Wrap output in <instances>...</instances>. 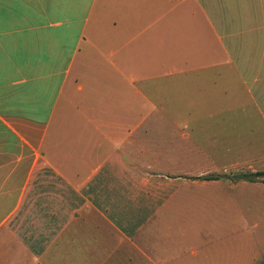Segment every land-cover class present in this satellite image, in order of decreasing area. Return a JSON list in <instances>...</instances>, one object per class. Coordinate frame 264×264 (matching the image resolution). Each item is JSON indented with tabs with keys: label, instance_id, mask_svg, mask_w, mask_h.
<instances>
[{
	"label": "crops",
	"instance_id": "crops-1",
	"mask_svg": "<svg viewBox=\"0 0 264 264\" xmlns=\"http://www.w3.org/2000/svg\"><path fill=\"white\" fill-rule=\"evenodd\" d=\"M237 172H264V0H0V264H264ZM224 197L248 258L204 238Z\"/></svg>",
	"mask_w": 264,
	"mask_h": 264
},
{
	"label": "rangeland",
	"instance_id": "rangeland-1",
	"mask_svg": "<svg viewBox=\"0 0 264 264\" xmlns=\"http://www.w3.org/2000/svg\"><path fill=\"white\" fill-rule=\"evenodd\" d=\"M226 172L227 173H225V175H227V176L232 175V174H230V173H232V170H227ZM247 175H249V174L248 173H243V172H240V173L237 172V173L233 174L231 181H236L237 179L243 180V179L240 178V176L242 177V176H247ZM248 200L249 199H247V198H243V200H242L243 207L240 206V210L244 209L245 207L247 208V201ZM223 203H224V208H223L224 212H223V216H222V222H220L221 216L216 217L215 220H214V221H216L215 224H217L218 227H219L218 229H221V231H219V230L218 231H210V229H209L207 231V233H203L205 235L204 238L207 240L208 244L209 243H213V242L218 241V240H223V243H224V245H223V247H224V256H222V258H223L224 261H231L233 258L237 257L238 254H240L239 257L241 256V257H244V258H248L249 252L251 250L248 249L247 246H248V242L249 241L251 242V240H248L249 232H248L246 227L249 226V222H248V220L245 219V217H243V216L240 217L239 216V218H240L239 219V228H240L239 236L238 237L235 236L233 238V235H232V232H231V227H230L231 226L230 225L231 224V217H229L227 215L228 214L227 208L230 209L231 207H233V210H234V209H236V207L228 205L226 203V198L225 197H224ZM218 206L220 207L221 204H219ZM209 210H213V209H211L209 207ZM206 213H207L206 215H203L202 223H203V225L204 224L208 225L209 228H210V225H213V224H211V221H213L211 218H214V215H209L208 214V209H207ZM260 232H261V234H260ZM263 233H264L263 231H257L256 232V236L257 237L254 240H255V242L257 244V247H262L263 246V245H261L263 243ZM235 240L238 241V244H240L241 248L242 247H246L245 250H242L244 252L241 251L240 253H236L235 254L234 252L237 249L234 248V250H233L232 248H230V246L232 247V245H231L232 242H236ZM243 242H246V244H243ZM251 247H253L254 250L258 253V255H260L259 254L260 251L258 249H255L254 246H251ZM250 254H252V253L250 252Z\"/></svg>",
	"mask_w": 264,
	"mask_h": 264
},
{
	"label": "trees",
	"instance_id": "trees-1",
	"mask_svg": "<svg viewBox=\"0 0 264 264\" xmlns=\"http://www.w3.org/2000/svg\"><path fill=\"white\" fill-rule=\"evenodd\" d=\"M256 177H264V172L249 174L247 176H242V177L240 176L241 179H243L245 181H251V182L256 181L255 180ZM205 179H211V178L210 177H206Z\"/></svg>",
	"mask_w": 264,
	"mask_h": 264
}]
</instances>
